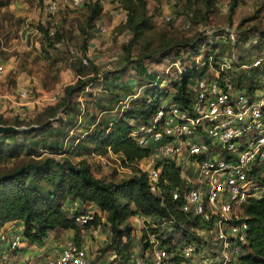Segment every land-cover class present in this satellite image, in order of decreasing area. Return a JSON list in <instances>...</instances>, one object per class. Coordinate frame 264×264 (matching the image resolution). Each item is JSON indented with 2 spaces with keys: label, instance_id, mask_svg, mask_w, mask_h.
Instances as JSON below:
<instances>
[{
  "label": "built area",
  "instance_id": "built-area-1",
  "mask_svg": "<svg viewBox=\"0 0 264 264\" xmlns=\"http://www.w3.org/2000/svg\"><path fill=\"white\" fill-rule=\"evenodd\" d=\"M88 1L40 0V5L55 13ZM201 32L196 61L207 63L208 73L189 83L190 100L178 104L173 90L162 95L149 119L135 123L130 132L147 150L136 166L146 173L150 191L173 204L166 205V215L136 213L144 233L131 247V264H232L248 241L244 206L264 197V56L242 62V55L235 54L238 31L233 27H205ZM219 44L230 49L220 48L216 64ZM82 61L87 63V58ZM28 95L27 88L20 89V98ZM94 156L106 161L104 154ZM167 164L175 167L176 178L170 177L171 168L165 170ZM76 206L72 201L66 210L71 213ZM101 213L88 207L76 214L75 221L96 234L92 220L97 214L103 222ZM22 241L21 232L0 227V243L7 248L20 249ZM40 255L45 264H93L84 240L74 237L60 249Z\"/></svg>",
  "mask_w": 264,
  "mask_h": 264
},
{
  "label": "trees",
  "instance_id": "trees-1",
  "mask_svg": "<svg viewBox=\"0 0 264 264\" xmlns=\"http://www.w3.org/2000/svg\"><path fill=\"white\" fill-rule=\"evenodd\" d=\"M204 1L207 7L213 2ZM7 3L8 0H0V6ZM236 4L237 0H231L230 13ZM118 5L125 11V18L120 23L121 31H129L127 41L121 48L126 51V61L131 60L129 53L133 46L137 45L139 48L133 67L139 75L147 79L144 95L134 98L132 83H128L129 80H118L125 66L112 72L103 71L102 74L93 62L88 61L90 66H85L82 55L71 60L67 67L74 71L76 78L63 85L56 102L46 105L44 111L37 114L35 123L39 126L19 132L24 144L14 138L19 133L0 135V158L4 155L7 159L22 156L27 160L0 171V226L11 220H18L22 226V240L38 245L44 242L49 231L57 228L75 230L73 237L78 241L79 225L75 216L88 207H95L104 213L103 222L110 227L111 240L106 247L119 254V258L112 259L108 264H131V227L121 224L136 213L166 215V205H173L171 201H163L150 191L146 173L137 168L136 162L147 150L138 146L130 137L131 129L135 123L149 119L157 109L160 97L169 95V86L173 88L172 99L175 102H188L191 97L189 83L208 73V64L198 65L196 61L202 43L201 30L192 39H182L164 31L160 34L158 44H155L150 37L154 22L152 15L147 13L146 0H118ZM84 6L89 10L88 26L93 27L103 12L101 0H89ZM50 26L45 27L44 32L48 37L54 38L57 32L53 26L54 31L50 33ZM261 34L262 41L255 46L258 49L264 48V29ZM87 36L90 37V33ZM246 39L247 35L238 31L236 45H242ZM51 42L49 40V43ZM214 46L215 44L211 45ZM86 50L85 43L83 53ZM246 50L240 53L241 60L250 56ZM257 54L259 55V50ZM174 56L176 58L173 62H179L182 71L164 87L160 81L166 78L160 77L156 69H148L143 60L163 63L166 58ZM259 56L253 55L249 58ZM91 83H100L102 88L111 94V103L124 101L125 96L129 94V104L119 115L117 112L113 117H97L96 114H90L85 120L89 121L85 122L86 130L76 133L71 131L77 125L75 116L64 113L69 109L76 110V113L80 111L77 101H71L72 97ZM103 110L106 111L104 108ZM0 123L9 122L0 114ZM11 123L22 125L26 124V121L15 115ZM8 137L13 138L12 143H6L5 139ZM67 142H71L68 149ZM109 151L118 155L124 165L133 169L129 176L121 178L118 182L94 175L85 159L86 154L105 155ZM74 157L76 160L72 159ZM166 166L171 168L170 177L176 178V171L173 170L175 167L167 164L165 170ZM72 201H77V206L69 213L66 205ZM244 208L248 215V241L244 245L243 253L238 255L232 264H264V197L248 201ZM181 215L176 213L177 218ZM92 222L100 223V216L96 214Z\"/></svg>",
  "mask_w": 264,
  "mask_h": 264
},
{
  "label": "rangeland",
  "instance_id": "rangeland-1",
  "mask_svg": "<svg viewBox=\"0 0 264 264\" xmlns=\"http://www.w3.org/2000/svg\"><path fill=\"white\" fill-rule=\"evenodd\" d=\"M212 1V5L207 7L204 0H146L147 13L152 15L154 22V29L150 32V37L153 38L155 44H158L160 34L168 31L179 38L192 39L197 32L205 27H222L227 25L239 31V33L243 32V34L247 35L245 42L242 45L237 43V49H235L236 56L239 53H244L246 49L250 53V56L248 55L241 60L242 62L251 63L253 58L249 57L252 55L264 56V48H255L262 41L261 30L264 29V0H237V4L231 13L229 12L231 0ZM101 3L103 12L93 27L88 26V22L90 21L89 10L85 6L82 8L62 7L60 8L61 12L59 10L55 13H48L39 5L41 4L39 0H26L24 6L27 7V12H32L33 7L38 9L39 6L41 9L38 11L37 18L34 16L28 17L25 14L27 26L24 25V17L18 16V14L6 8L4 10L0 8V64L3 66V71L0 73V85L6 83L7 87L10 88L11 80L19 73H22L23 76L25 74V76L30 75L35 77L42 85V88L39 87L36 90L32 86H24V88L29 90V95L25 100H33V102L32 104H26L27 102H25L22 105L23 109L18 111L12 110L10 104H7L3 108L1 106L4 103H0V114L7 118L9 122L7 124H13L11 121L15 115H18L26 121V124L14 125L26 127V129L39 126L38 123H35L37 114L42 113L46 105L57 101L61 95L64 82L66 83V81L73 79V76L66 74L64 69L71 60L75 59V57H80V55L86 57L87 62L95 63L101 73L103 71H116L117 68L125 66V69L119 74L120 80H129L132 83V92L135 94L134 98L144 95L147 79L139 75L133 67L139 48L137 45L133 46L131 53H129L130 61H126V51H123L121 48L128 37L124 36V30L121 31L122 25L120 23L125 18L124 10L119 8L118 0H101ZM167 16H171V18H167ZM40 17H43V21H41ZM51 23H53L57 32V36L54 38L48 37L44 32L45 27L52 25ZM99 27H103L104 30H100ZM89 33L91 36L95 35L96 44H91V41L89 42V38L91 37L87 36ZM49 40L52 42L49 43ZM85 43H90L88 53L87 50L83 53V45ZM220 48L230 49L227 44L218 45L219 52H217L215 58L216 64L220 60ZM258 50L259 55L257 54ZM229 53L231 51L224 54L227 56ZM175 58V56L166 58L163 63L148 62L145 59L143 61L147 64L148 69H156L160 73V77L166 78V80L160 81L166 87L170 84L171 79L176 78L177 74H180L182 71L179 62H176V65L173 63ZM84 65L90 66L89 63ZM61 70H63L64 77L60 75ZM92 86L86 85L83 90L74 93L71 101H77V106L80 109L79 112L76 113V110L72 111V109H69L67 113H64L65 115L70 114L72 117L75 116V124L77 123V125L71 130L73 132L83 133L86 130L85 122L89 121L85 120L90 114H96L97 117L102 115L113 117L117 112L119 115L121 110L127 108L129 104L128 100L122 101L119 104L118 100L111 103L109 101L111 94L107 92H103L104 96L99 94L100 96L97 97L96 94L100 93L99 88L103 89L102 85L98 83ZM172 89L169 86V93ZM19 91L17 92L18 96ZM119 92L121 93L122 91L119 90ZM115 105H118V107ZM20 131L8 133H19ZM14 138L20 144H24L20 133ZM5 141L6 143H12L13 138L8 137ZM69 143L71 142H67L66 144L68 145ZM70 146L68 145L67 149ZM55 155L58 156V154ZM115 155L113 152L112 154H105V162L100 161L94 154H86L85 159L89 162L94 175L118 182L121 178L129 176L133 169L129 165H124L120 157ZM72 159L76 160L75 157ZM24 160L26 158H22V156L16 159H7V156L4 155L3 158H0V171L7 170L14 164H20ZM102 215L104 216V214ZM125 224L131 227V242L132 246L134 245L132 248H134L143 232V221L140 216L133 214L121 225ZM2 226L12 227L11 224H4L0 227ZM96 226L97 233L94 234L90 226L83 227L80 225L78 240L84 239L93 264L97 262L108 264L113 259L112 257L115 253L113 249L106 247L111 240L110 227L108 224H104V222L93 224V227ZM71 231L75 235V230ZM61 240H63V237H61ZM15 250L17 249H13V251ZM6 254L5 258L0 259V264H45L44 258L41 255L32 258L31 252L28 257H25L23 253H16L13 256L10 251Z\"/></svg>",
  "mask_w": 264,
  "mask_h": 264
},
{
  "label": "crops",
  "instance_id": "crops-1",
  "mask_svg": "<svg viewBox=\"0 0 264 264\" xmlns=\"http://www.w3.org/2000/svg\"><path fill=\"white\" fill-rule=\"evenodd\" d=\"M25 3H26V0H8V3L5 4V5L0 6V8H1V10H4L6 8V9L12 11V12H15L16 14H18V16H21V17H24V16H26L25 14H27L28 17L34 16L35 18H37L38 11L41 10L40 7L38 6V9L37 8L35 9V7H33L32 8L33 9L32 12L29 13V12L26 11L27 7L24 6ZM82 7H84V5L80 6L79 8H82ZM61 11L62 10H60V12ZM40 18H41V21H43V17H40ZM25 22H26V18H25V21H24V25L27 26V24ZM124 33H125L124 36H126V37L129 35V31H124L123 34ZM89 39H90L89 42L91 41V44L92 43L96 44L97 40H96L95 35H92ZM89 48H90V43L87 44V53L89 52ZM64 70L66 71V74H69V75L73 76V79H71L69 81H66V83H69L72 80H74V78L76 77L74 71H72V69L69 68V67H66ZM60 75H62V77H64L63 70L60 71ZM118 80H120V79H118ZM11 82L12 83H11L10 88L7 87L6 83L3 84V85H0V89H1L0 90V103L1 102L4 103L3 106H1L3 108H5V106L7 104H10V106L12 107L11 109L12 110H16V111H18L20 109H23L22 105H24L25 102H27L26 104H30V103L32 104V102H33V100H25L26 97L25 98H20L17 95L18 94L17 92L21 88H24L25 85H27L25 87H31L32 86V87L35 88V90H36V88H39V87L42 88V85L39 83V81L35 77L30 76V75L25 76V74L23 76L22 73H19V74L15 75L14 79H12ZM22 83H23V85H21ZM66 83L64 82V84H66ZM128 83H131V82L128 81ZM93 84H98V83H91V84H88V85L92 86ZM15 90H16V92H15ZM99 92L100 93L96 94L97 97H99L100 95L104 96L103 92H106V90L99 88ZM127 98H129V94H127V96H125L124 101H126ZM27 99H29V98H27ZM121 102L122 101H120V102L118 101V104L121 103ZM116 107H118V105ZM101 111H103V110L101 109ZM83 120H84V116H83ZM5 224L6 225H10L11 224L12 227H10V228H12V229H14L16 231L21 232V230H22V226H21V224H20V222L18 220H11L9 222H6ZM73 236H74V234L71 231V229H60V228H57V229L49 231V233L46 236L44 242L42 244H39V245L35 244V243H29L28 241L23 240L22 241V245H21L22 247H20V249H17L15 251H13V249H9L4 244L0 243V259L5 258L6 257L5 255H7L6 253L8 251H10V253H12L13 256H15L16 253H23L25 255V257H28L29 253L31 252L32 253V258H33L34 256L40 255L42 253V251L51 252L54 249L55 250L60 249L62 247V245L64 244V242L67 239H70ZM61 237H63V240H61Z\"/></svg>",
  "mask_w": 264,
  "mask_h": 264
},
{
  "label": "water",
  "instance_id": "water-1",
  "mask_svg": "<svg viewBox=\"0 0 264 264\" xmlns=\"http://www.w3.org/2000/svg\"><path fill=\"white\" fill-rule=\"evenodd\" d=\"M20 130H27L26 127H18L14 124H3L0 123V134L8 133V132H17Z\"/></svg>",
  "mask_w": 264,
  "mask_h": 264
}]
</instances>
